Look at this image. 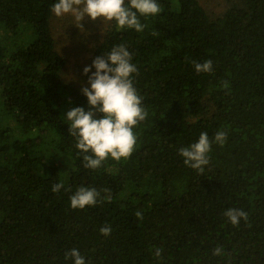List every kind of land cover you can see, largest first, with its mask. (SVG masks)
<instances>
[{"label": "trees", "instance_id": "16d2710c", "mask_svg": "<svg viewBox=\"0 0 264 264\" xmlns=\"http://www.w3.org/2000/svg\"><path fill=\"white\" fill-rule=\"evenodd\" d=\"M228 1L214 19L198 0H157L160 13L139 16L143 31L111 23L90 66L126 47L148 117L130 157L92 170L66 121L89 105L62 77L50 26L58 0H0V264H74V248L85 264H264V0ZM207 60L212 71L197 74L193 62ZM217 131L227 139L212 143L204 172L186 166L179 150ZM81 186L102 202L72 209ZM229 208L247 221L232 225Z\"/></svg>", "mask_w": 264, "mask_h": 264}, {"label": "clouds", "instance_id": "9594fccd", "mask_svg": "<svg viewBox=\"0 0 264 264\" xmlns=\"http://www.w3.org/2000/svg\"><path fill=\"white\" fill-rule=\"evenodd\" d=\"M51 11L60 17L71 14L76 26L83 29L81 21L86 17L95 21L115 22L118 29H134L141 32L147 27L140 22L139 16H155L162 11L157 0H58ZM155 35V33H153ZM132 55L124 46H115L108 53L97 56L91 66L83 72L88 76L89 87H83L82 92L87 97L89 110L75 107L66 113L69 125V135L75 140L77 155L82 157L83 167L98 169L103 162L111 158L120 161L131 156L137 143L133 129L148 117V111L143 106L142 97L138 95L133 85V74H138L135 64L131 63ZM197 74L212 71V61L193 62ZM92 68L95 71L92 72ZM228 88V82L221 85ZM97 113L101 118H94ZM227 133L217 131L213 141L208 133L202 132L197 142L188 147H182L179 155L186 166L202 174L204 166L209 164V153L212 143L221 146L226 142ZM64 187L63 182L52 186V192L58 193ZM107 192V189L103 190ZM105 197L104 199H107ZM102 202L101 192L96 188L81 186L70 196L72 209H83L85 206H95ZM139 217L141 214L138 212ZM224 215L236 226L241 218L245 221L248 214L240 209L229 208ZM112 228L106 225L100 229L104 236L111 234ZM222 248H215L214 255H222ZM155 255H161L157 249ZM66 259H72L74 264H85V258L77 249H71L65 254Z\"/></svg>", "mask_w": 264, "mask_h": 264}, {"label": "rangeland", "instance_id": "374dc122", "mask_svg": "<svg viewBox=\"0 0 264 264\" xmlns=\"http://www.w3.org/2000/svg\"><path fill=\"white\" fill-rule=\"evenodd\" d=\"M208 16L212 19L220 17L230 6L228 0H198ZM112 22L102 21L97 18L92 21L86 17L81 24L83 29L77 27L76 21L71 14H64L57 17L52 14L50 26L52 36L55 40L57 51L65 58L66 65L62 77L64 80L79 88L89 87L87 83L88 75H85L83 69L90 66V59L94 48L104 39L106 30ZM28 35H25L27 37ZM3 37H0L2 39ZM3 120V116L0 115ZM9 126L13 129V134H17L15 127L9 121ZM57 158L58 169L63 177L69 176V169L65 165V160L61 156L54 154Z\"/></svg>", "mask_w": 264, "mask_h": 264}]
</instances>
